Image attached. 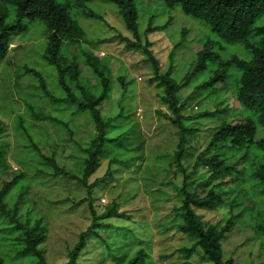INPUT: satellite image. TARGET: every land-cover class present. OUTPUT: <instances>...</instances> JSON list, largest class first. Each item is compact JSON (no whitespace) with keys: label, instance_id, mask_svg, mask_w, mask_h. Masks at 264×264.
<instances>
[{"label":"rangeland","instance_id":"374dc122","mask_svg":"<svg viewBox=\"0 0 264 264\" xmlns=\"http://www.w3.org/2000/svg\"><path fill=\"white\" fill-rule=\"evenodd\" d=\"M172 1L134 0V3L139 11L140 33L144 40L152 42V51L161 72L169 73L182 86L178 96L185 104V115L191 117L186 122L187 146L190 149L182 162L191 169L196 156L207 147L213 134L224 123L235 124L251 119L250 114L239 106L234 94L241 71L228 62L234 56L251 61L252 54L242 44L222 40L209 25L186 16L180 6L171 7ZM87 7L103 16L109 24L96 18L75 16L87 32L82 39L83 44L94 50L110 67L113 88L100 110L106 119L112 121V136L131 128L137 131L133 139L125 141L127 148L134 150L126 153V157H133V161L129 166L113 164L111 175H107L109 159L102 160L100 168L89 178L91 193L76 180L62 176H38L34 179L37 174H29L28 203L30 207L43 212L48 225L49 238L45 246L47 261L49 264H62L69 260L68 250L93 222L91 203L97 216H102L111 205L117 206L118 215L102 219L92 227L89 244L78 258L79 264H126L138 251L149 256L148 264H180L185 261L207 264L199 253L195 252L188 260L182 253V248L190 247L193 243L179 229L184 217V212L179 210L183 195L178 192L182 187L183 175L171 166L178 135L177 129L163 114H172L161 102L163 88L158 87L156 81H150L154 75L151 62L142 50L127 49L116 38L118 34L129 38L133 35L125 27L114 4L105 0H91ZM223 11L224 14L235 13L237 9L223 6ZM13 17L14 14L9 21ZM150 21L153 26H166L145 36ZM227 23L231 24L232 20ZM44 29L37 22L30 24L24 32H12L13 40L8 54L0 61V121L5 123L0 135V152L6 154V161L0 165V191L4 183L22 172L16 160L28 156L27 141L13 128L18 115L24 117L27 125L30 124L32 136L44 142L41 148L44 153L54 155L60 167L80 176L81 167L79 159L74 158L76 147L72 138L84 144L94 134V125L89 116L73 115V109L54 113L69 122L67 130L50 122L30 120L27 95L40 100L42 94L33 86L35 83L29 79L31 76L17 77V70L26 65L33 67L47 79L51 90L56 94L60 90L56 84V69L43 59L47 45L42 32ZM184 29L187 31L185 44L176 48V44L183 39ZM203 48L218 52L220 61L209 62L200 75L201 79L207 80L218 70L228 75L226 83L217 85L216 91L210 93L197 91L196 88L203 81L191 75L198 52ZM70 52L78 57L80 55L75 46L70 47ZM83 75L89 80L85 83L86 87L94 83L90 73L84 70ZM120 78L124 79L126 87ZM189 79V84L185 86ZM41 107L44 113H50L43 103ZM206 110L214 115L200 117ZM262 139L264 126L257 125L255 140ZM227 151H230V147ZM17 152L20 155L17 156ZM260 166L264 173V159ZM233 167L235 175L215 182L221 184L220 204L213 210H195L208 227L223 226L232 212L231 204L240 205L242 214L235 212L233 227L222 240L224 258L233 259L237 264H264V240L256 229L257 225L264 224V195L253 193L247 171H243L240 160H236ZM209 174L208 169L201 168L188 183V191L198 197L205 196L208 187L204 188L202 183ZM6 233L8 226L0 218V240L4 239Z\"/></svg>","mask_w":264,"mask_h":264},{"label":"trees","instance_id":"16d2710c","mask_svg":"<svg viewBox=\"0 0 264 264\" xmlns=\"http://www.w3.org/2000/svg\"><path fill=\"white\" fill-rule=\"evenodd\" d=\"M91 0H0V61L3 60L12 44V32H24L30 24L41 23L44 26L43 36L47 45L43 59L56 69L57 94L49 88V82L41 72L33 67L23 66L17 70V77L31 76L40 100H35L27 95L28 112L31 122H50L69 128V122L59 118L54 113L73 109V115H88L94 125V134L86 142L74 140V158L79 159L82 176L60 167L53 156L44 153L41 148L44 143L35 139L30 132V124L22 115H18L13 123V128L27 141V155L17 159L22 169L11 181L3 184L0 191V218L8 226V233L0 240V264H49L45 255V246L48 242V225L46 216L28 203L30 179L29 174L38 176L64 177L76 180L91 193L89 178L100 168L102 160L109 159L107 175H111L113 164L131 165L133 157L127 158L126 153L131 152L125 141L133 139L137 131L133 128L117 133L110 132L111 120L106 119L100 110L104 101L108 100L112 92V78L110 67L94 50L84 45L82 39L87 36L86 30L75 17L96 18L102 22L106 19L87 7ZM114 4L127 30L133 37L122 34L116 38L127 49L142 50L148 56L153 68L151 82L163 88L160 94L162 104L168 108V113H163L169 122L177 129V150L173 156L171 166L183 175L182 187L178 192L183 195V204L179 208L184 212L179 229L186 234L193 245L182 248V253L188 260L195 252L201 254L202 260L207 264H237L233 259H225L222 240L233 227L235 212L242 214L240 205L231 204L232 212L225 225L208 227L195 209H215L221 201L219 187L215 184L226 176L235 175L233 163L240 160L247 171L252 191L254 194L264 195V173L261 168L264 159V139L255 140L257 125L264 126V0H173L171 7L180 6L182 12L189 17L200 20L209 25L222 40L228 43L242 44L252 54L251 61L234 56L228 63L241 71L234 94L239 106L244 108L251 119L248 122L238 121L224 123L212 136L210 143L195 158L193 167L189 169L183 164L184 156L190 149L187 146L186 122L191 119L185 115V104H182L178 93L182 86L170 77L169 73H162L158 61L152 51V42L144 40L139 30V11L134 0H105ZM223 6L236 8L237 11L224 14ZM14 17L9 21L10 17ZM232 20L228 24V20ZM106 24H108L106 22ZM109 25V24H108ZM166 26V25H164ZM164 26H153L150 21L145 30L149 33L164 29ZM112 29L114 27L110 26ZM187 31L184 29L181 42L177 47L185 44ZM75 46L78 55L70 52V47ZM220 55L212 49L199 50L195 68L191 75L201 79L209 62H219ZM87 71L94 78V83L86 87L88 78L83 75ZM192 79V78H191ZM184 83L187 86L190 80ZM228 75L225 71L218 70L207 80H202L197 91L214 92L217 85L226 83ZM120 82L126 87L124 79ZM32 86V87H33ZM217 86V87H216ZM28 88H31L29 86ZM34 99V101H33ZM32 100V101H31ZM35 103V104H34ZM49 110L44 113L41 107ZM240 109V108H239ZM53 112V113H52ZM213 112L205 111L200 117H211ZM5 128V123L0 121V135ZM73 134V132H71ZM74 137V136H73ZM230 151H227L229 149ZM193 148V147H191ZM125 152L122 153L121 150ZM134 151V150H132ZM20 155L17 152V156ZM222 155L223 158L220 156ZM16 159V158H15ZM6 161V154L0 152V165ZM201 168L209 170V177L203 181V187H208L207 194L198 197L188 191L187 185L198 175ZM34 171V172H31ZM247 177V179H248ZM236 180H238L236 178ZM254 183V184H252ZM238 206V208H237ZM93 222L85 232H82L79 241L70 249L69 260L62 264H79L78 258L89 244L92 227L100 220L118 215L117 206L107 208L102 216H97L93 205L90 203ZM258 234L264 240V224L257 225ZM215 230V231H213ZM147 254L138 251L126 264H148ZM180 264H194L185 261Z\"/></svg>","mask_w":264,"mask_h":264}]
</instances>
